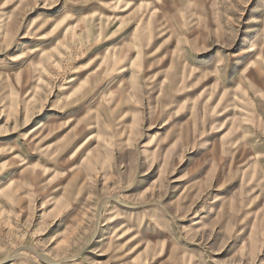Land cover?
I'll use <instances>...</instances> for the list:
<instances>
[{"label": "rangeland", "instance_id": "1", "mask_svg": "<svg viewBox=\"0 0 264 264\" xmlns=\"http://www.w3.org/2000/svg\"><path fill=\"white\" fill-rule=\"evenodd\" d=\"M0 264H264V0H0Z\"/></svg>", "mask_w": 264, "mask_h": 264}, {"label": "bare ground", "instance_id": "2", "mask_svg": "<svg viewBox=\"0 0 264 264\" xmlns=\"http://www.w3.org/2000/svg\"><path fill=\"white\" fill-rule=\"evenodd\" d=\"M74 233V232H73Z\"/></svg>", "mask_w": 264, "mask_h": 264}]
</instances>
